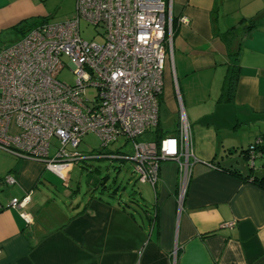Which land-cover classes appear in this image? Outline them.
<instances>
[{"label":"crops","instance_id":"0c3cea01","mask_svg":"<svg viewBox=\"0 0 264 264\" xmlns=\"http://www.w3.org/2000/svg\"><path fill=\"white\" fill-rule=\"evenodd\" d=\"M41 3L0 0L1 47L21 36V21L46 16ZM166 3L172 46L155 127L159 137L173 134L181 111L190 124L197 160L189 159L182 197L178 165L162 161L145 207L155 219L139 221L117 199L96 193L78 199L79 187H69L73 163L60 167L61 176L0 151V264H264V187L249 179L264 177V154L254 167L244 155L264 137V0ZM230 66L236 87L225 101ZM161 107L177 116L170 131L161 128ZM5 175L15 182L5 183ZM102 181L94 183L106 187ZM27 192L30 226L8 207ZM145 197L150 201V193Z\"/></svg>","mask_w":264,"mask_h":264},{"label":"built area","instance_id":"2783aa9c","mask_svg":"<svg viewBox=\"0 0 264 264\" xmlns=\"http://www.w3.org/2000/svg\"><path fill=\"white\" fill-rule=\"evenodd\" d=\"M74 13L62 22H42L13 43L0 47V151L39 161L59 175L64 163L83 160L77 150L87 133L107 147L118 139L132 142L133 154L98 153L129 159L138 181L152 187L162 161L178 165L181 197L193 155L190 124L183 111L173 134L158 142L137 140L158 123L159 97L172 46V17L166 0H75ZM100 26L101 42L84 40L80 21ZM180 21L187 23L185 16ZM68 67L73 82L57 78ZM92 90V95L87 91ZM55 139L57 143H52ZM256 139L249 165L258 157ZM51 150L53 154L50 155ZM3 181L15 179L5 175ZM30 193L12 198L25 226Z\"/></svg>","mask_w":264,"mask_h":264},{"label":"rangeland","instance_id":"374dc122","mask_svg":"<svg viewBox=\"0 0 264 264\" xmlns=\"http://www.w3.org/2000/svg\"><path fill=\"white\" fill-rule=\"evenodd\" d=\"M42 2L41 4H43L46 10V16L44 17L48 22H62L70 18L74 13L75 0H42ZM101 32L102 28L100 26L96 27L83 19L80 21V35L84 40L101 42ZM167 70H165V75ZM57 78L66 83H72L74 79L72 72L67 66L59 72ZM87 93L88 95H92L93 91L88 90ZM176 118L175 113L165 110V108L163 110V107H161L160 125L163 131H170L174 127ZM157 133L156 127L153 126L149 131L138 137L137 140L140 142L154 141ZM124 141L123 139H118L107 147H103L99 138L94 133L90 132L82 137L77 150L82 155V158H84V161L73 162V167L69 172V187L74 190L76 187H79L78 199L82 197L87 198V196L93 193L113 201L117 198L128 200V195H132L143 206L149 208V205L153 202V192L148 183L146 184L136 180L137 175L133 170L134 165L131 160H121L120 158L111 159V157L106 156L95 157L98 153H117L118 155L124 154L131 156L133 154L132 142ZM52 143L57 142L53 139ZM52 154L53 150L50 152V155ZM105 178V184L109 190L118 188V191L115 192L114 199L110 198L106 194V191L101 194V185L96 186L95 184L96 182L100 183ZM51 192H55L59 199H63L58 192L53 190ZM148 193H150V201H147L145 197ZM70 201L72 200H69V203ZM135 214L138 219H141L138 212H135Z\"/></svg>","mask_w":264,"mask_h":264},{"label":"trees","instance_id":"16d2710c","mask_svg":"<svg viewBox=\"0 0 264 264\" xmlns=\"http://www.w3.org/2000/svg\"><path fill=\"white\" fill-rule=\"evenodd\" d=\"M47 19L45 17H36L35 19H32L31 21H21L16 28L19 30V32L21 33V36L24 35L26 32H28L33 26L42 23V22H46ZM172 23H174V20L172 21ZM172 32H173V26H172ZM236 79H237V70L234 69L233 66L228 67L227 72L225 74V78H224V82L221 88V97L225 100V101H229L233 98V94H234V90L236 87ZM162 96V95H161ZM159 97V102H160V98ZM166 135V134H165ZM163 135V136H165ZM163 136H158V133L156 135V139L154 140L155 142H158L160 138H162ZM260 140L259 143L255 144L254 146V150L257 154L261 155L264 154V137H259L258 138ZM245 157L248 159V150H246L244 152ZM80 161H84L80 160ZM79 162V161H78ZM231 173L235 174V175H239V173H237L235 170H230ZM249 179L258 184L261 187H264V177L262 178H258V177H249ZM136 180H138V177L136 178ZM103 182V181H102ZM101 182V183H102ZM106 188V189H105ZM106 191V194L111 198V197H115V192L118 191V188L113 189V190H109V188H107V186L105 187L104 183L101 185V191L100 193L102 194L103 192ZM91 194V193H90ZM99 197L103 198L102 196L98 195ZM128 200H122L120 198H117L116 203H118L120 205V207L124 210L127 211V213L129 215H131L132 217L136 218L139 221H144V218H148L149 220H154V214L148 216L147 212L148 210L145 208V206L142 205V203L138 202L132 195H128ZM123 202V203H120ZM140 210V211H139ZM135 212L140 214V218L138 219L136 217Z\"/></svg>","mask_w":264,"mask_h":264},{"label":"water","instance_id":"95a60500","mask_svg":"<svg viewBox=\"0 0 264 264\" xmlns=\"http://www.w3.org/2000/svg\"><path fill=\"white\" fill-rule=\"evenodd\" d=\"M262 158H264V155H262Z\"/></svg>","mask_w":264,"mask_h":264},{"label":"bare ground","instance_id":"6f19581e","mask_svg":"<svg viewBox=\"0 0 264 264\" xmlns=\"http://www.w3.org/2000/svg\"><path fill=\"white\" fill-rule=\"evenodd\" d=\"M164 137V136H163ZM161 139V138H160Z\"/></svg>","mask_w":264,"mask_h":264}]
</instances>
